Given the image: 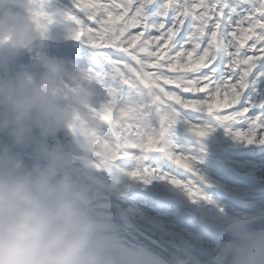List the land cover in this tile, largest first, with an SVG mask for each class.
<instances>
[{
  "label": "snow or ice",
  "instance_id": "6c2138e0",
  "mask_svg": "<svg viewBox=\"0 0 264 264\" xmlns=\"http://www.w3.org/2000/svg\"><path fill=\"white\" fill-rule=\"evenodd\" d=\"M53 16L71 22L74 41L111 66L108 73L89 68L104 92L101 115L114 149L102 155L104 162L133 158L138 167L125 173L130 179L147 183L151 175L200 196L192 181L139 167L149 153L167 151L173 165L204 180L197 158L164 140L181 122L206 136L211 129L198 117L237 140L264 144V0H70Z\"/></svg>",
  "mask_w": 264,
  "mask_h": 264
},
{
  "label": "clouds",
  "instance_id": "9594fccd",
  "mask_svg": "<svg viewBox=\"0 0 264 264\" xmlns=\"http://www.w3.org/2000/svg\"><path fill=\"white\" fill-rule=\"evenodd\" d=\"M0 26L12 27L18 40L25 36L14 20H0ZM51 88L47 75L0 81V109L14 144L24 142L30 124L45 134L50 130ZM70 165L57 150L25 164L9 148L0 149V264H114L98 236L93 194L83 178H74ZM233 236L231 264H264V232L238 227ZM141 260L160 264L144 251L125 264Z\"/></svg>",
  "mask_w": 264,
  "mask_h": 264
},
{
  "label": "rangeland",
  "instance_id": "374dc122",
  "mask_svg": "<svg viewBox=\"0 0 264 264\" xmlns=\"http://www.w3.org/2000/svg\"><path fill=\"white\" fill-rule=\"evenodd\" d=\"M6 0H0V7ZM38 5H35L38 10L34 11L32 9H28L31 4H28V10H31L33 12H36L40 14L42 17L46 18L49 22L59 26L60 28L66 29L69 33H72L73 26L71 22L65 21L62 17L53 16V12L55 10V7H69L70 3L67 0H42L37 1ZM62 2V5H59ZM33 6V5H32ZM5 9V10H4ZM4 9L2 10L3 13L0 17V20L2 21H8L13 16V8L9 6H4ZM6 11V13H5ZM19 24H22L25 29V36L23 39L18 40L17 38V32L12 28L8 26H0V55L6 54L8 57L9 63H10V75L9 79L10 81H13L17 79L18 77H22L26 80H33L34 77L25 73V70H28V62L34 58H38L40 55H44L49 53L47 52L48 48L51 46L50 43L40 42L36 41L32 34V25L28 22V20L25 18L24 14L21 13L18 18L15 20ZM73 37V36H72ZM40 43H44V45H41ZM81 45L80 42L76 44H69L64 45L61 47H58L55 52L65 53L64 56H61V61L67 60L66 54L71 52H77L75 48L77 46ZM81 49V48H80ZM11 56L9 58L8 53ZM60 54H53L50 61L47 63L56 62ZM16 57H18L16 59ZM2 61V59H1ZM46 61V60H45ZM47 63H45V68L47 66ZM103 64H106L107 68H111V66L108 64L106 60H102ZM99 72L104 73L101 66H99ZM47 71V70H46ZM1 78V77H0ZM52 85L54 86V92L51 93L53 97V116L50 118L48 123H53L57 126H62L67 128L71 133H74L77 131L78 138L74 136L73 140L75 144L81 147L88 148L89 150H84L86 152L92 151L95 152L98 147L100 146H92L90 148L89 146H84L82 144L83 142V133H81V121L77 118L76 113L74 112L73 108V97L76 98L80 97L82 101H91L93 100V96L99 97V108L100 111H102V106L105 103L104 100V94L102 95L103 89L101 86L94 80L87 78L86 81H80V79L77 80L76 83L78 87L77 95L73 93V91L68 87V83L66 79L63 77H59L58 75H53V79H51ZM90 94V95H89ZM89 95V96H88ZM4 117V116H2ZM105 119V117L102 115V119ZM183 119V118H182ZM208 127L211 129L208 132L209 137L215 136V134H220V129L217 125L210 122L206 123ZM35 126V125H33ZM232 127H235L236 129H239L241 125L235 124L232 125ZM244 127H247L246 125ZM180 132H183L184 134H187L189 136H192L194 138H197L198 136H195L192 134L186 124L177 123L176 125L172 126L167 130L164 136V140L170 145V150L174 151L172 147L171 137L177 136L179 137ZM111 135V134H109ZM219 139L214 138L213 140H208L206 144L199 143L197 146L196 153L192 154L194 157L197 158L196 166L200 168V170H203L205 173H200L203 177L207 185H220L221 181L216 179L214 175L216 174L221 179L227 178L229 175H236L238 174L243 181H246L247 177L250 176V178L256 182V186L251 188V192L255 193V195H262L260 193L261 190H264V144L259 143H246L242 140H237L231 136L224 138V141L220 143L218 142ZM216 143H218L220 146H217ZM222 144V147H221ZM237 150L240 153L247 152L250 153L251 157V163H248L246 161L241 160L242 163H235L231 162L230 166H228L229 175L217 170V167H212L213 163H216L219 167L223 165L224 160L227 157V151ZM39 152L43 153H49V148H45L44 146L38 148ZM109 154L114 151V149L111 147L108 149ZM159 154V157L157 159H167L169 158L168 152H159L154 151ZM31 154V153H30ZM29 154V155H30ZM138 152H135L134 155H138ZM28 155V157H29ZM82 155V154H81ZM36 156V155H35ZM83 156V155H82ZM86 156V155H84ZM33 156H30V161L33 159ZM131 159V157L127 158H119L116 159L114 162L109 160L108 162L101 161L94 162L93 167L91 170L86 171L84 167H80L75 162L76 174L78 176H82L84 174L87 175V177H90L88 181H86V184L89 186V188L93 191L99 187V185L102 183V178H100L99 174L100 169L104 172V174L117 177L119 176L118 173H120L119 169H117V164H127L128 160ZM228 159V158H227ZM78 160L82 161L81 158ZM158 161V160H157ZM171 161V160H170ZM212 163V166H211ZM225 164V162H224ZM138 165L135 161V168H137ZM141 170L147 169L148 172L158 174V171H161V167L157 164H153V158H152V152L148 154V158L143 161L142 165L139 166ZM97 173V174H96ZM93 174H96V176H93ZM92 176V177H91ZM150 177L149 180L153 179L151 175H148ZM88 179V178H87ZM197 180V177L193 176L189 181L195 182ZM134 183L140 181V180H133ZM201 180L198 179L197 182H200ZM113 188V186H111ZM110 188V189H111ZM201 192L208 197L206 200V203L204 204L203 211L205 213L212 214L214 211L212 206V197L211 196H217L216 192H212L208 190L207 188L202 187ZM221 193V191H219ZM224 192V190H222ZM114 194H117V198L120 200H125V197L122 196L119 192ZM239 192L237 193V195ZM211 195V196H210ZM108 194L103 195V208L102 209H94V213L96 217H99L100 215H107L114 217L112 215L116 214L118 211L121 213V220L119 221L117 218L114 220L113 218H105L103 221V227L107 229L113 230L114 234L119 233V228H122V230H129L132 226V223H128L129 221H136L137 223L143 224L145 227H152L153 234L147 235L143 234V236H138L136 234V237L140 239L139 241L142 243V245H148L149 243H152L151 241H163L164 245H170V247L178 253V259L181 260L185 264H194V262L190 259H188V250L189 246L187 244L186 238L191 235L193 242H200L201 240L204 241L212 250H214L216 253L222 254V247L219 242V237L216 236L218 233H214V228H217L218 230H221L222 228L227 229L229 227V224L223 223V222H216L215 225H211V230L206 229L208 231V234H205L204 231L201 229L196 228V224L189 221L188 216H185L184 211L177 207L172 202L168 203H161L159 204L157 198H154V200H151L155 206L152 207L151 211L148 210H142L141 207L137 206H129L128 208L123 207V204L121 202H118V204L115 205L114 200L108 197ZM210 196V197H209ZM185 198H188L186 196ZM234 198V196H232ZM260 203L263 205L264 196L262 195L260 197ZM236 202L241 206H251L253 205V200L251 199L248 194H241L236 197ZM119 205V207H118ZM117 207V208H116ZM200 212V215H204V213ZM215 217H220L218 213H214ZM125 218H129L127 221ZM197 217H194L196 220ZM261 218V216H260ZM259 222V220L257 219ZM226 222V221H225ZM123 223H125L123 227ZM191 223L193 225H191ZM260 223V222H259ZM105 224V225H104ZM101 226V225H100ZM120 231L121 234H123L125 231ZM151 232V231H150ZM120 234V235H121ZM130 237V236H128ZM212 237V238H211ZM110 239V238H109ZM127 239V238H126ZM130 243L132 241H129ZM158 245L154 244L151 245L152 247ZM166 249H164L165 253L167 255H172V252L167 249V246H165ZM114 256H118V254H115ZM170 259L171 257L168 256ZM174 259V258H172Z\"/></svg>",
  "mask_w": 264,
  "mask_h": 264
},
{
  "label": "trees",
  "instance_id": "16d2710c",
  "mask_svg": "<svg viewBox=\"0 0 264 264\" xmlns=\"http://www.w3.org/2000/svg\"><path fill=\"white\" fill-rule=\"evenodd\" d=\"M7 1H12L14 4V6H13V18L15 21L18 18V16L21 13H23L24 9L28 8L27 7L28 4H31V6L28 9H32L34 11H37L38 8L35 5H38L37 1H42V0H6L5 2H7ZM61 1H63V0H61ZM59 5H62V2ZM72 32L75 34V29H73ZM1 57H2V54L0 55V59H1ZM74 63H75L74 60L70 61L69 63H66L67 72H68V75L71 78V80L74 82L75 80H78L80 76H86L87 77L86 71H80L79 65H76ZM74 85H75V82H74ZM86 105H87V103H86ZM91 115H93V114H92V112H88L87 107H84L83 110H81L82 133L84 134L85 142L89 144L88 146H90V147H92L94 145L100 146V147H98V151H97L98 155H95V156L102 157V152H104V149H107V147H105V146L108 143V140L103 137V133L99 129L98 121L93 120ZM2 116H3V114L0 111V149H3L5 147L9 148L12 152L17 153L23 159L25 164H29L32 162L33 159H31V161H30V156H33V155L34 156L35 155L40 156V157L46 156L45 153L38 151V147L35 143L34 137H35L38 129L29 128V131L25 134V141L26 142H24L22 145L14 144L12 141V137L9 135L10 126H8L5 123V117H2ZM197 119L203 120L205 123L210 122V121H207V119L205 120L204 117H198ZM211 123H214V121H211ZM61 131H63V130L61 129ZM28 144H29V146H28ZM176 144L178 145V150L186 154L185 148L184 149L182 148V146L185 147L184 144L179 142V140H176ZM72 146H73L72 141L70 139H67L66 143L63 146L64 150L59 151V152H60L61 156L66 157L67 159H69L71 161L70 168H71V172L74 176L73 168L75 167L76 158L71 153ZM28 155H29V157H28ZM131 170H133V167L127 166L123 170L122 177L124 179H129V177L127 175H125V173L128 171H131ZM162 181H163V183L160 186L156 185V187H158L160 189H166V187H168V188H171L170 189L171 191L173 189H175V194H171L173 196H176L179 198L181 196L180 193L185 192L183 189H181V188L178 189L176 186L169 184L166 180H162ZM115 184L117 185L118 181ZM100 199L103 200L102 195L97 196V194L96 195L93 194L92 199H91V205L93 206V208L96 207V205L101 204L99 202ZM180 203L182 204V206H185L182 199L180 200ZM105 218H110V216H106V217L103 216L101 218H97V221L99 224L98 236L105 246V251L108 252L109 255L113 258L114 264H125V261L130 260L133 256V254L136 253L135 252L136 247L133 246L131 252L128 251L129 252L128 253L127 250H125V251L122 250V248H126V246H124V244H129L127 239H124V240L109 239V236L111 234H113L114 232L111 229L102 228L103 227L102 225L104 223L103 221L105 220ZM140 231H141V233L147 234V235L153 234L152 230L150 228L148 229L145 226H138L136 229H133L132 231L130 230L128 233H125V235H123V236H126V238H127V236H129L131 234L130 237L135 239L136 234ZM232 239H234V238H232ZM156 247L157 248L152 247L154 249V250H152L150 245L146 246L147 252H145V253L148 254L147 255L148 257L156 258L160 262V264H174L173 261H171V260L163 259L157 253V252H160L159 251L160 246H156ZM115 254H118V256H114ZM196 260L199 263L202 262L198 259H196ZM137 264H145V261H143V260L138 261Z\"/></svg>",
  "mask_w": 264,
  "mask_h": 264
},
{
  "label": "water",
  "instance_id": "95a60500",
  "mask_svg": "<svg viewBox=\"0 0 264 264\" xmlns=\"http://www.w3.org/2000/svg\"><path fill=\"white\" fill-rule=\"evenodd\" d=\"M26 15L34 26V35L36 38L43 40H51L53 42H62L71 39L69 34L65 30L48 22L42 16L30 11H26ZM0 68L3 73L4 79L7 82L9 74V66L7 59H5V62L1 65Z\"/></svg>",
  "mask_w": 264,
  "mask_h": 264
}]
</instances>
